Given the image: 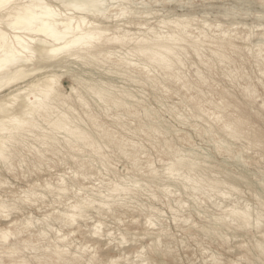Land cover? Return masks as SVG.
<instances>
[{
    "label": "rangeland",
    "instance_id": "1",
    "mask_svg": "<svg viewBox=\"0 0 264 264\" xmlns=\"http://www.w3.org/2000/svg\"><path fill=\"white\" fill-rule=\"evenodd\" d=\"M115 1L96 23L106 37L124 39L55 69L66 96L58 109L70 107L93 145L67 143L62 131L43 141L36 130L0 161V234L9 232L0 237V262L264 264V141L254 142L264 137V0ZM120 7L132 14L115 17ZM177 23L188 24L200 56L188 53L172 77L144 68L133 55L137 39L175 32ZM213 51L229 59L219 62ZM90 87L106 89L108 99ZM235 113L244 123L231 137L222 124ZM194 181L202 190L191 189ZM114 186L125 190L110 192ZM74 203L83 216L71 222ZM230 207L246 209L248 224ZM14 242L13 257L3 254Z\"/></svg>",
    "mask_w": 264,
    "mask_h": 264
},
{
    "label": "bare ground",
    "instance_id": "2",
    "mask_svg": "<svg viewBox=\"0 0 264 264\" xmlns=\"http://www.w3.org/2000/svg\"><path fill=\"white\" fill-rule=\"evenodd\" d=\"M119 1L122 2V0ZM115 3V0H0V161L5 162L10 159L12 156L10 148L14 144L20 143L24 134L29 132L35 133L36 130H43L42 134H35V138L42 139L43 141L55 139L54 136L47 135V133L62 131L65 134V141L67 143L73 145V143L80 141L88 143L89 146L93 145L90 142V135L82 129L77 118L68 112L70 107L67 106V110L58 109L59 104H66L64 100L66 96L59 88L61 86L59 82L60 74H56L55 69L65 67L64 64L69 60L86 59L89 56H93V54H96L109 41L117 42L121 38L124 39L122 36L115 37V35L106 37L105 31L107 29L96 23L98 18L105 17V13ZM122 3L124 4V0ZM41 4L53 9L55 15L51 17L47 16L39 7ZM73 4L77 6L71 7L70 5ZM126 8L120 7L117 13L114 12L119 17L117 15L114 16L121 18L125 17V15L132 14ZM132 11L134 13V10ZM28 20H32L33 22L31 24L25 23ZM187 27V23H177V30L175 32L137 39L138 44L133 50V55L138 58L137 61L144 68L153 67L162 71L165 76L172 77L175 68L186 63L188 53H192L197 57L200 56L198 42L187 38ZM257 29L259 30L258 27ZM252 30L254 28L251 29V32ZM213 55L219 62L229 59L226 54L219 51H213ZM127 64H135V62L130 61ZM195 73L197 76H200L197 70H195ZM90 89L100 99H105V97L108 99L109 94L106 89L94 87H90ZM6 90L8 92L5 93ZM78 100L83 103L84 99L81 95H78ZM221 101L224 105V99H221ZM215 107L221 108L219 104L215 105ZM243 123L242 116L235 113L222 124V127L231 137H238L242 133L241 126ZM43 125L47 127L44 128ZM46 129H49L50 132H46ZM261 141H264V137L257 138L254 142ZM175 163L177 165H187L182 159H177ZM4 166L10 169L11 164L7 163ZM185 178L192 180L187 176ZM216 183L218 181L214 180L205 186L207 189H215ZM191 189L193 191H200L202 190V186L194 181ZM58 190L64 191L65 188L59 187ZM118 190L125 189L114 186L110 189V192ZM4 207L3 203H0V210ZM68 208L71 213H68L66 216L71 219V222L75 216H83L81 204H70ZM228 211L238 221L240 220L242 224H248L250 214L246 209L239 211L235 207H230ZM161 215L163 214L161 213ZM44 227L46 228L45 225ZM8 233L2 232L0 234L1 239L6 240ZM64 238L66 236H58L57 241H63ZM17 251L15 242L2 248L3 254L8 257H13ZM52 253L61 257V254L65 253V250L61 245L55 244ZM0 264L3 263L0 262Z\"/></svg>",
    "mask_w": 264,
    "mask_h": 264
},
{
    "label": "snow or ice",
    "instance_id": "3",
    "mask_svg": "<svg viewBox=\"0 0 264 264\" xmlns=\"http://www.w3.org/2000/svg\"><path fill=\"white\" fill-rule=\"evenodd\" d=\"M70 6L71 7H76L77 5L76 4H73V5H70ZM39 7L43 10V12L47 16L51 17V16H54L55 15V11L53 9H51V8H48L46 5L41 4V5H39ZM85 7H87V5H85ZM32 22H33L32 20L25 21V23H29V24H31Z\"/></svg>",
    "mask_w": 264,
    "mask_h": 264
}]
</instances>
